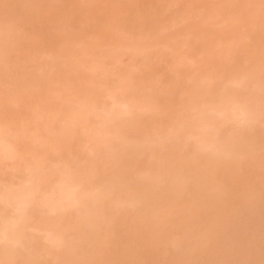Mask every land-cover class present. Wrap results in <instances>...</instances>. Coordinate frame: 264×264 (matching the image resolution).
<instances>
[{"label": "rangeland", "instance_id": "374dc122", "mask_svg": "<svg viewBox=\"0 0 264 264\" xmlns=\"http://www.w3.org/2000/svg\"><path fill=\"white\" fill-rule=\"evenodd\" d=\"M191 4L200 7H179ZM261 53L260 0H0V153L9 131L28 146L22 169L37 152L86 158L97 151L82 206H74L67 184L51 186V201L69 209L55 218H25L28 194L13 197L18 216L0 217V241L8 231L19 245L0 242V262L261 264ZM154 68L198 82L197 102L177 97L147 123L117 121L96 108L95 97L118 71L141 75ZM247 71L255 119L218 147L223 130L244 119L221 86ZM205 80L216 85L204 87ZM6 97L19 105L10 130ZM54 106L71 109L74 137L50 136ZM216 110H231L232 118L213 127ZM67 232L76 243L62 247Z\"/></svg>", "mask_w": 264, "mask_h": 264}, {"label": "snow or ice", "instance_id": "6c2138e0", "mask_svg": "<svg viewBox=\"0 0 264 264\" xmlns=\"http://www.w3.org/2000/svg\"><path fill=\"white\" fill-rule=\"evenodd\" d=\"M179 7H190L196 9L199 5H181ZM261 7V87H260V124L264 131V0H260ZM251 35L249 40H251ZM6 59L11 62L14 57L7 55ZM115 67V66H113ZM143 81L150 82L151 87H145ZM193 85L201 86L183 73L177 74L175 78L170 75L169 70L154 68L146 74L137 75L134 72L118 71L117 75L105 82L101 93L95 97L93 103L97 109L103 108L110 111L117 121L135 119L147 123L154 116L161 113L169 105L176 102L177 97L183 96L185 102L192 98ZM216 81L205 80L204 87H214ZM223 94L229 99L232 108L241 112L244 116L239 121L240 126H229L225 128L218 139V147H225L232 136L246 131L244 125L251 124L255 119V96L253 91V73L247 71L237 73L233 79L222 86ZM166 90V92L164 91ZM235 94V95H234ZM19 105L11 104L7 97L3 105V119L9 130L13 121L17 119ZM70 108H53V118L50 121L49 132L51 137L58 140H66L74 137L78 128L72 126L70 121ZM67 113V114H66ZM216 119L213 127H219L224 119H231V110H216ZM126 137L129 140L136 138L132 129L127 130ZM4 150L0 153V217L5 220H15L18 209L13 199L27 193L23 207L25 218L40 214L45 218H55L67 214L69 209L60 204L53 203L50 199V189L53 184H67L73 193L75 207L83 205L89 194L88 177L95 166L97 151L93 149L87 153L86 158H81L75 153L66 156L64 153L37 152L32 159L27 160L25 168L19 166V158L27 149L26 144L16 142L11 131L2 141ZM115 147V142H113ZM191 143L185 145L186 151H191ZM82 161V162H81ZM30 177V178H29ZM47 178V182H45ZM7 245H19L15 234L6 231L2 241ZM34 244L39 242L34 240ZM75 240L70 232L64 233L59 244L73 246ZM0 264H53L45 260H13L0 262ZM55 264H138V262H116L102 260H64L56 261ZM252 264V262H245ZM264 264V261H261Z\"/></svg>", "mask_w": 264, "mask_h": 264}, {"label": "bare ground", "instance_id": "6f19581e", "mask_svg": "<svg viewBox=\"0 0 264 264\" xmlns=\"http://www.w3.org/2000/svg\"><path fill=\"white\" fill-rule=\"evenodd\" d=\"M25 194V193H24ZM23 216V215H22Z\"/></svg>", "mask_w": 264, "mask_h": 264}]
</instances>
